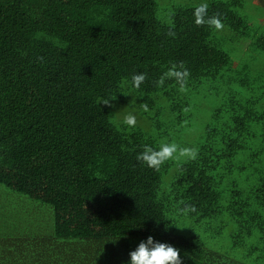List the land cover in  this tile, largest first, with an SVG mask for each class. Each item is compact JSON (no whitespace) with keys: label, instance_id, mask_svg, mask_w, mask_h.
Listing matches in <instances>:
<instances>
[{"label":"trees","instance_id":"16d2710c","mask_svg":"<svg viewBox=\"0 0 264 264\" xmlns=\"http://www.w3.org/2000/svg\"><path fill=\"white\" fill-rule=\"evenodd\" d=\"M207 5L220 29L196 24V6L163 22L157 0H0V187L36 207L29 232L5 220L26 237L5 264H126L149 235L182 264H264V22L243 0ZM174 63L188 70L183 91L155 84ZM201 98L212 106L194 138ZM171 142L197 157L136 160Z\"/></svg>","mask_w":264,"mask_h":264},{"label":"clouds","instance_id":"9594fccd","mask_svg":"<svg viewBox=\"0 0 264 264\" xmlns=\"http://www.w3.org/2000/svg\"><path fill=\"white\" fill-rule=\"evenodd\" d=\"M207 3L201 2L194 9V22L196 24L206 23L210 28L220 29L222 22L217 16H206ZM169 36H175V33L169 31ZM38 59H43L38 57ZM188 76V70L181 63L177 66L175 63L164 71L155 84L163 85L167 78H174L179 85V90L183 91L185 81ZM146 79V74L143 72H135L131 75L130 84L133 88H139L142 82ZM112 98L100 97L98 104L111 105ZM136 123L135 115L129 113L122 119V124L125 126H133ZM198 149L195 147H180L176 143H161L158 148L145 144L142 146V151L136 155V160L142 162L148 167H157L169 158L180 159L184 158L192 160L197 157ZM175 154V155H174ZM185 210L195 212L194 205H186ZM168 226H165L167 230ZM129 258L126 264H182L180 249L171 244L158 241L152 235L147 236L145 240H141L137 246L129 252Z\"/></svg>","mask_w":264,"mask_h":264},{"label":"rangeland","instance_id":"374dc122","mask_svg":"<svg viewBox=\"0 0 264 264\" xmlns=\"http://www.w3.org/2000/svg\"><path fill=\"white\" fill-rule=\"evenodd\" d=\"M213 0H157V17L159 20L169 23L170 14L174 7L184 6V7H194L200 4L201 2L209 3ZM240 12L248 17V19L256 27L258 23L264 22V0H243V7L240 9ZM259 30L264 31V26ZM228 38V37H227ZM227 49L230 50L233 47H236V52L232 53L236 58H241V53L244 55L247 53L246 46L248 45V40H244L243 43H240V46L236 43L235 40L228 38ZM244 44V53L243 46ZM212 102L206 98H201L197 101L196 107L194 108L195 112V124L196 126L192 130V137L198 135V131L203 127L206 119L209 116ZM121 113L126 114V110H122ZM136 116V115H135ZM137 117V116H136ZM0 203L7 206L10 210L16 211L18 216H8L9 224H12L14 221L20 222V227L24 232L33 228L31 223L34 222L36 218V207L35 204H31V199L19 192H16L5 186L0 187ZM47 206V205H46ZM51 209L50 206H47ZM45 219H43V232L46 234L53 233V220H49V215L45 211ZM36 220V219H35ZM19 227V228H20Z\"/></svg>","mask_w":264,"mask_h":264},{"label":"crops","instance_id":"0c3cea01","mask_svg":"<svg viewBox=\"0 0 264 264\" xmlns=\"http://www.w3.org/2000/svg\"><path fill=\"white\" fill-rule=\"evenodd\" d=\"M7 215L18 216L19 214L16 211L10 210L9 208H7L5 212H0V216L3 217L1 218L2 222L0 221V228L4 229V232L2 233V241L0 242V248L2 249L0 250V253H2V255H0V264H5L6 260H9L10 262L14 263L17 253L13 255H4L3 252L5 253L8 249L14 250L16 247L19 246L17 245L18 243L22 244L24 240L22 238H26L22 232L18 231L17 233H15L14 231H12L13 228L8 226V224H5V220L8 219ZM8 252L9 250L7 251V253ZM6 257L7 259L5 260Z\"/></svg>","mask_w":264,"mask_h":264}]
</instances>
